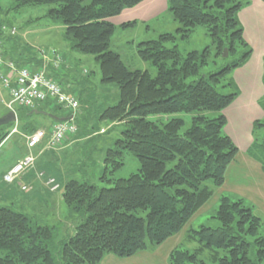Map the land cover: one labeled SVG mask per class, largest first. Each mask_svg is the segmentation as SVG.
<instances>
[{
	"label": "trees",
	"instance_id": "16d2710c",
	"mask_svg": "<svg viewBox=\"0 0 264 264\" xmlns=\"http://www.w3.org/2000/svg\"><path fill=\"white\" fill-rule=\"evenodd\" d=\"M144 1L16 0L13 8L17 10L48 6L40 18L61 22L70 48L95 56L102 83L116 84L120 92L119 101L105 108L101 118L123 122L126 128L115 147L107 150L106 168L100 177L106 186L91 179L80 181L74 173L65 176L62 197L70 214L80 219L72 234L67 231L56 241L57 225L15 207L0 206V264H99L106 254L131 256L177 234L212 195L209 182L214 186L224 183L238 148L224 131L227 119L223 110L240 93L231 78L233 71L243 66L253 51L239 19L240 10L250 1L169 0L168 10L180 25L177 33L139 42L132 58L146 63L131 66L113 48L117 27L111 19ZM5 23L11 24L0 21V35ZM133 25L124 23L122 28ZM199 26L206 29L211 43L184 55L176 44L178 36L186 39ZM168 43L174 44L168 47ZM226 49L227 57L235 60L203 72L214 57L223 59ZM5 55L20 65L34 66L36 61L37 68L40 64L32 53L18 58L7 48ZM152 66L157 70L155 76ZM220 86L227 87V92L220 91ZM261 105L264 107V98ZM53 109L55 112L49 111L62 117L72 115L59 106ZM23 110L18 114L20 120L30 117V110ZM80 112L79 108L76 116ZM182 113L191 116V126L184 132L186 120L172 116ZM158 115L172 118L165 122L149 119ZM262 124L257 121L254 126ZM127 153L138 158L140 168L117 178L114 174L125 165ZM249 153L264 168V136L255 137ZM45 165L40 166V172L56 178ZM221 200V224L202 225L195 231L201 244L198 251L176 249L171 264H208L201 256L204 252L210 254L213 264L264 262V233L260 230L264 220L243 206L242 199L232 201L224 196Z\"/></svg>",
	"mask_w": 264,
	"mask_h": 264
},
{
	"label": "rangeland",
	"instance_id": "374dc122",
	"mask_svg": "<svg viewBox=\"0 0 264 264\" xmlns=\"http://www.w3.org/2000/svg\"><path fill=\"white\" fill-rule=\"evenodd\" d=\"M0 2V21H8L11 23H5L1 26L2 34L0 35V41L2 43L0 42V46L5 51L8 48L11 52H14L15 57L18 58L21 54L27 55L28 53H32L39 57L38 59H40L41 64L43 63L41 57H43L44 54L49 55L51 52L55 51L64 62H62L61 65L63 64V66L65 65L66 67L71 68L69 70L65 68L63 75H54L57 78L54 76L52 77L62 83L66 90L76 94L81 100L80 109L82 110V113L80 112V114L73 119L78 126V132H76V134H69L63 142L53 148H49L46 146V143H44V145L40 147L41 149H36L38 151L35 152V150L33 153L35 156V164L30 170L35 167L38 168L41 166L40 164L45 163L46 165L44 166V169L56 176V179L58 178L61 183V189L59 192L57 191V193L52 191L45 182V179L42 178L44 182L37 181L38 185L43 187L41 188V191H49L59 200L50 207H48L44 198L42 200V205L33 208L26 207L23 209L22 204L20 203L15 205V208L20 209V211L27 210L28 213H32L33 215L42 218L46 223L57 225L58 229H56L55 239L56 241H59L65 237L67 231L72 234L75 231V226L80 223L79 216L70 214L69 209L61 196L63 185L66 180L65 176L74 173V176L80 181L91 179L99 186L107 185L100 179L106 168V166H104V159L107 150L115 147V141L122 136V131L126 128V125L123 122H111L102 119L101 114L105 108L114 105L119 101V87L116 84L102 83L100 63L96 60L94 55L83 54L70 48L69 42L65 38L64 25H62L61 22H53L47 17L40 18V16L45 14L46 10L49 8L48 6L19 7V10H17L16 8H13L16 0H0ZM168 15L173 22L172 25H169L168 18L166 20V18L162 16L155 21L145 24L141 29L135 30L129 27V29H126L120 35L115 32L116 34H114L113 39L116 37L119 41L123 39L125 42L135 39L134 47H132L133 45L130 43L121 48L124 58L131 66H138L140 63H146L143 60H139L138 62V60L132 58V53L135 50L134 48L139 42L142 40L157 39L163 33H177V29L180 25L178 21L174 19L170 11ZM135 23L136 22H134V25ZM10 27H15L16 31L13 32V30H11L12 28L9 30ZM166 29H171V31H165ZM9 36H11V38H9ZM210 43L211 38L206 29L202 26L197 27L190 37L183 39L181 36H178L176 41V44L184 55L191 50H203ZM173 44L174 43H168L167 46L172 47ZM239 51H241V47L239 48ZM127 54L129 57H126ZM235 58L236 57L224 56V58L221 59V57H214V62H210V64L205 66L202 70L203 72L215 71L222 66L225 61L231 62L235 60ZM210 61H213V57L210 58ZM152 72L155 76L157 70L153 66ZM233 73L231 76L232 80H234ZM68 83L72 84V88L71 86H66ZM219 88L220 91L224 93L227 92V87L220 86ZM263 98L264 96L260 99V103ZM11 100V96L7 92H4L0 97V116L5 115L11 110ZM54 107L57 106H50L49 104L42 105V109L45 111L53 110L55 112L53 109ZM228 107L223 110L224 115L225 110ZM261 107L264 109L262 105ZM24 108L25 107H16L17 114H20V111H24ZM51 111L49 112L51 113ZM172 116L182 117L186 120L181 132H184L191 126L190 115L182 113ZM172 116L158 115L151 116L149 119L157 122H165L169 119L168 117L172 118ZM257 121H262L263 124L256 128L254 124ZM55 122L56 121L49 116L34 114L30 115L27 119L24 118L20 120L18 117L16 122L0 126V161L6 165L11 164L17 155L19 156L24 152L25 148L27 149L26 138L29 134L43 127V129L50 132L51 128L54 127L53 125ZM255 122L253 123L252 128V144L254 143L255 137L259 136L261 138L264 136V117ZM227 124L228 119L226 120V126ZM226 126L224 131L228 134ZM47 134L50 136V133ZM235 145L238 148L239 154L240 149L236 143ZM238 154L236 159L238 158ZM250 156L259 162L254 156ZM55 157H57V159ZM236 159L233 162H235ZM232 163H230L227 168L225 181L221 186H214L209 182V186L213 190L212 195L192 215L190 220L177 234L170 236L160 245L149 246L148 248L138 251L128 257L106 254L99 264H171L170 257L172 252L176 249H186L191 253H196L201 244L198 241V236L195 234V231L202 225L216 227L221 224L218 219V210L222 201L221 199L224 196L231 198L232 201L242 199L241 202L243 206L250 207L254 215L264 220V214L261 212L264 210L258 209L254 205L256 204L255 201H251L235 192L224 189L228 176V169ZM260 163L263 168L262 162ZM139 168L140 164L138 158L134 154L127 153L125 155V165L115 172L114 175L117 178L128 177L130 174L138 171ZM109 177L115 178L113 176ZM20 190L29 194L33 191H30V188L24 190L21 187ZM260 230L261 234H263L264 223ZM201 256L208 261V264H213V260H211V256L208 252H204ZM195 264L203 263L197 261ZM262 264H264V262Z\"/></svg>",
	"mask_w": 264,
	"mask_h": 264
},
{
	"label": "crops",
	"instance_id": "0c3cea01",
	"mask_svg": "<svg viewBox=\"0 0 264 264\" xmlns=\"http://www.w3.org/2000/svg\"><path fill=\"white\" fill-rule=\"evenodd\" d=\"M168 1L169 0H146L134 8L124 10L120 15L111 19L117 27L116 33L120 35L126 29H129L122 28L124 23L136 22L135 25L130 28L138 30L145 24L155 21L162 16L165 17L166 20L168 18L169 25H172L173 22L168 15ZM249 1L250 3L240 10L239 19L244 27V37L252 47L253 52L249 60L242 67L237 68L233 73L234 82L238 86L240 93L233 103L225 110V115L228 119L226 131L238 145L240 150L238 158L228 169V176L224 189L235 192L251 201H255L256 204L254 205L258 209L264 210V171L260 161L258 162L252 158L250 156L251 154L248 152L253 142V123L264 117V109L261 107L260 103V99L264 96V0ZM165 31H171V29H166ZM131 41L133 42L131 45L134 47L135 39ZM127 44H130V41L125 42L123 39L119 41L116 37L113 39V48L122 55L124 54L121 48ZM126 57H129V55L127 54ZM36 63V61L32 62L34 66ZM40 65H43L41 61ZM65 68L69 70L71 67H66L62 64L59 68H53L51 65H47V71L51 73V76H54V70L57 71L55 73L62 75ZM54 77L57 78L56 76ZM70 86L69 84L68 87ZM38 108L41 109L42 106ZM48 139L49 135H47L46 139L40 145L33 149V152L36 149H41L40 147H42ZM37 151L38 150L35 152ZM28 152L29 149L27 147V149L25 148L22 154L19 156L17 155L15 160L9 165L0 161V206L16 207L15 205L20 203L23 209L26 207L33 208L42 205V200L44 198L48 207H50L59 200L49 191H41L43 187L37 183V181H43V179L38 176V173L41 171L40 166L23 174L22 178L15 182L16 184L4 182V174L28 154ZM40 165H45V163ZM57 182L60 183L58 178ZM22 183L29 185L30 191H33L30 194L22 192L20 190ZM60 189L61 183L60 188L55 192H59ZM24 212L28 211L24 210ZM261 212L264 214V211Z\"/></svg>",
	"mask_w": 264,
	"mask_h": 264
},
{
	"label": "built area",
	"instance_id": "2783aa9c",
	"mask_svg": "<svg viewBox=\"0 0 264 264\" xmlns=\"http://www.w3.org/2000/svg\"><path fill=\"white\" fill-rule=\"evenodd\" d=\"M11 30L15 32L16 28L13 27ZM41 58L43 65L37 68L30 65H19L14 60L6 57L4 49L0 46V97L4 92L10 94L12 99L11 110H16V107L34 109L43 104H49L50 106H59L75 116L80 108L78 96L66 90L65 86L55 80L47 71V65L59 68L63 60L55 51L49 55L44 54ZM53 126L50 132L41 128L27 136L29 152L4 174V182L8 184L15 183L34 166L33 149L46 139L47 133H50V136L46 141V146L53 148L63 142L69 134L78 132V126L73 119L55 122ZM39 177L45 179L52 191L60 188V183L57 182L55 177H46L43 172L39 173ZM21 188L27 190L29 185L22 183Z\"/></svg>",
	"mask_w": 264,
	"mask_h": 264
},
{
	"label": "water",
	"instance_id": "95a60500",
	"mask_svg": "<svg viewBox=\"0 0 264 264\" xmlns=\"http://www.w3.org/2000/svg\"><path fill=\"white\" fill-rule=\"evenodd\" d=\"M227 55H228V51L226 49L224 52V56H227ZM29 114L30 115H34V114L46 115V116H49L50 118H52L53 120L59 121V122L69 121V120H72L74 118V115L62 117V116L56 115L54 113H50V112L42 110V109H34V110L30 111ZM17 118H18V116H17L16 112L14 110H11V111L7 112L5 115L0 117V126L16 122Z\"/></svg>",
	"mask_w": 264,
	"mask_h": 264
},
{
	"label": "bare ground",
	"instance_id": "6f19581e",
	"mask_svg": "<svg viewBox=\"0 0 264 264\" xmlns=\"http://www.w3.org/2000/svg\"><path fill=\"white\" fill-rule=\"evenodd\" d=\"M1 117V116H0Z\"/></svg>",
	"mask_w": 264,
	"mask_h": 264
}]
</instances>
